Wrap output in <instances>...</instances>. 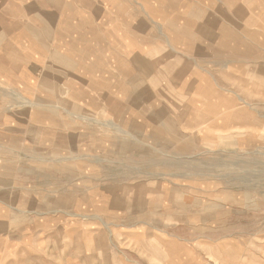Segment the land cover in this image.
Masks as SVG:
<instances>
[{"label":"crops","instance_id":"obj_1","mask_svg":"<svg viewBox=\"0 0 264 264\" xmlns=\"http://www.w3.org/2000/svg\"><path fill=\"white\" fill-rule=\"evenodd\" d=\"M164 56L205 83L252 74L264 97V0H0V264H205L200 246L212 244L197 240L211 227L183 224L173 203L186 185L164 181L149 155L190 126L148 112L161 104ZM201 99L190 104L215 102ZM204 184L202 200H185L218 196ZM164 199L163 212L149 209Z\"/></svg>","mask_w":264,"mask_h":264},{"label":"rangeland","instance_id":"obj_2","mask_svg":"<svg viewBox=\"0 0 264 264\" xmlns=\"http://www.w3.org/2000/svg\"><path fill=\"white\" fill-rule=\"evenodd\" d=\"M163 61V72L160 71L158 75L161 85L158 95H155L161 104L147 107L148 112L162 111L165 123L168 120H172L174 125L190 122V126H179L175 133L178 137L169 133L164 151L156 152L154 145L148 144L149 155L154 160L153 168L157 163V170L165 175L162 178L164 181L186 185L184 191L177 195L179 201L173 203L181 216H188L183 219V224L211 227V233L200 235L203 239L197 240L212 244L209 248L200 246L205 264H264V103L260 102H264V97L260 96V82L252 74L246 75L242 83L234 75L212 74L211 83H205L210 80L208 74L172 72L174 67L181 71H192V65L186 59L180 57L172 60L164 56ZM9 92L15 98V91ZM203 97L212 98L215 102L208 106L190 104ZM30 108L31 111L34 108L42 111L44 107ZM63 109L65 113L73 115L92 113L66 107ZM129 109H132L130 113L140 112L137 106ZM15 111V106H4V114L14 120ZM235 116L243 121L240 128L231 125H236ZM222 122L227 124L226 128L223 127L225 129H212V126H220ZM6 124L9 127H4L5 132H15V121ZM120 137H123V141L130 140L126 135ZM4 141L6 145L7 139ZM134 147L139 149V143ZM6 157L11 159L10 154L5 153ZM3 172L5 175L13 173L15 179V169ZM171 175L176 178L171 179ZM204 183L218 196H208L211 200L204 203L185 200L189 198L188 194L202 200L203 193H199L197 187ZM209 183L211 186H208ZM167 205L169 203L165 199L157 200L149 202V209L156 208L163 212ZM70 214L72 217H68L67 226H75L80 218L74 213ZM93 220L96 219L91 214L84 215L85 226L95 225ZM98 225H101L100 222ZM118 236L120 234L113 235V241H123ZM218 243L221 245L216 249L214 244Z\"/></svg>","mask_w":264,"mask_h":264},{"label":"bare ground","instance_id":"obj_3","mask_svg":"<svg viewBox=\"0 0 264 264\" xmlns=\"http://www.w3.org/2000/svg\"><path fill=\"white\" fill-rule=\"evenodd\" d=\"M111 131V130H110Z\"/></svg>","mask_w":264,"mask_h":264}]
</instances>
